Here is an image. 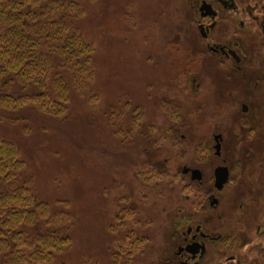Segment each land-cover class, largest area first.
Here are the masks:
<instances>
[{"label": "rangeland", "instance_id": "obj_1", "mask_svg": "<svg viewBox=\"0 0 264 264\" xmlns=\"http://www.w3.org/2000/svg\"><path fill=\"white\" fill-rule=\"evenodd\" d=\"M200 3L76 0L64 20L91 50L81 79L59 73L68 91L62 114L52 103L48 114L0 110V139L15 146L21 165L16 183L49 214L38 231L69 241L44 264H160L174 212L195 214L194 189L178 173L192 159L189 138L209 136L212 91L228 101L217 124L234 127L238 102L223 92L224 71L197 32ZM141 236L148 241L135 248Z\"/></svg>", "mask_w": 264, "mask_h": 264}, {"label": "flooded vegetation", "instance_id": "obj_2", "mask_svg": "<svg viewBox=\"0 0 264 264\" xmlns=\"http://www.w3.org/2000/svg\"><path fill=\"white\" fill-rule=\"evenodd\" d=\"M192 14L209 55L224 71L223 92L229 102L238 101H232L235 114L230 113L235 124L228 128L212 120L229 114L226 108L216 111L228 101L212 91L206 100L209 136L202 141L190 136L192 159L178 169L194 189L195 214L174 212L158 263L264 264V0H201ZM138 239L134 247L143 249L148 239Z\"/></svg>", "mask_w": 264, "mask_h": 264}, {"label": "trees", "instance_id": "obj_3", "mask_svg": "<svg viewBox=\"0 0 264 264\" xmlns=\"http://www.w3.org/2000/svg\"><path fill=\"white\" fill-rule=\"evenodd\" d=\"M77 10L76 0H0L1 111L39 107L48 114L52 103L54 113L62 114L68 91L60 71L77 81L89 66L90 46L64 20ZM20 169L15 146L0 139V264H44L69 241L38 231L49 214L17 185Z\"/></svg>", "mask_w": 264, "mask_h": 264}, {"label": "water", "instance_id": "obj_4", "mask_svg": "<svg viewBox=\"0 0 264 264\" xmlns=\"http://www.w3.org/2000/svg\"><path fill=\"white\" fill-rule=\"evenodd\" d=\"M224 180H222V182H223ZM225 181H226V177H225Z\"/></svg>", "mask_w": 264, "mask_h": 264}]
</instances>
